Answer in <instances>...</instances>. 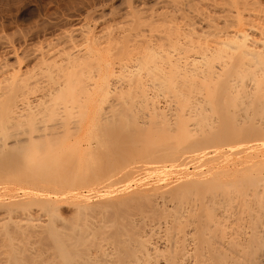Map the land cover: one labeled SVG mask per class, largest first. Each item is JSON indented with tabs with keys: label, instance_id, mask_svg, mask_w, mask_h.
<instances>
[{
	"label": "bare ground",
	"instance_id": "1",
	"mask_svg": "<svg viewBox=\"0 0 264 264\" xmlns=\"http://www.w3.org/2000/svg\"><path fill=\"white\" fill-rule=\"evenodd\" d=\"M126 5L99 29L85 19L22 58L13 52L17 65L0 61V171L30 155L36 166L48 157L42 169L70 163L66 150L78 170L134 155L156 163L154 154L174 169L153 163L118 190L106 177L83 188L61 161L69 188L41 211L1 216L6 246L18 247L0 264H264V0ZM25 58L34 63L22 69Z\"/></svg>",
	"mask_w": 264,
	"mask_h": 264
},
{
	"label": "rangeland",
	"instance_id": "2",
	"mask_svg": "<svg viewBox=\"0 0 264 264\" xmlns=\"http://www.w3.org/2000/svg\"><path fill=\"white\" fill-rule=\"evenodd\" d=\"M130 1L134 5V1L135 0H0V61H5L6 60L9 63H13V64L17 65V63L15 61L16 60V55L19 58H22L23 54H26L27 52L34 50L35 47L46 46L47 44H49L51 42H54L57 38H59L60 36L63 35L62 33H64L65 31H69L72 28L78 26L79 24L85 22V19H86L87 22H89L91 24V26H93V27L97 26L95 28L99 29L105 23H107L109 20H111V19L114 20V17H115V19L119 18V16L124 11V7L127 6L126 4H128V2L130 4H132ZM13 52H16L17 54L15 53L16 55L11 57ZM33 63L34 62H33L32 58H25V60L22 59L21 68L25 69L26 67H30L31 64H33ZM74 118L75 117L71 118V120H74ZM72 152H73V150L72 151H70V150L67 151L66 150L65 154L64 153L61 154V155H65L64 157L67 156L64 159H65V161L67 159H69L70 163H67V162L65 163L64 160H63V157L61 155H60L61 157L56 156V157H59V159L57 158L58 161L61 158L62 159L61 161H63L66 165L67 164L68 165L71 164V165H69V167L67 165V167H66L67 169L65 168L66 165H64V163H62L61 161L58 162L59 164H61V166L59 164H53V165H51L48 168L45 167V169L44 168L42 169L43 166H46V165H43V164H46L45 161H47L46 158H48L46 156H44L45 158L43 157V159L45 161L41 158L42 161H44V162L41 161L43 164H41V162H40L39 165L42 166V167L39 168L40 166L37 164V162H39L41 159L39 161L37 160V162L35 163L38 166L32 165V163L34 164V162L36 160L35 156H33L34 154H32V156H33V158L35 160H33V158L30 157L31 155L30 156H26V157H28V159L31 158L30 160H33L31 163L30 162L28 163V164L32 165V166L29 165V166H31V168L26 163L27 158L24 157L23 158L24 159L23 163L25 162L26 166H25V163H24L22 165L20 164L21 168H19V166H17V167H15L12 170L11 169L10 170L6 169V171L5 170L0 171V197H1V200L2 199H4L5 201H8V200L11 201L12 200L11 201L12 203L11 202L10 203H8V202L4 203L5 201L2 200L3 203H4V207L5 208L3 207V203L0 202V203H2V205H0V220L3 219L2 217L6 216L5 214H6L7 211L9 213L12 212V216L13 215L17 216L18 210L16 211V213H14L13 210L14 209L16 210V208H20V206L22 208V207H24V205H29V207L25 206L23 209H20L19 211L25 210V208H29L30 210H32L33 208L32 209L30 208L31 204H33L32 205L34 207L33 210H40L42 207H44V203L43 202H46V200L49 198V196H51L53 198H56V196L59 197L61 195L60 194L61 192H63L65 189L69 188L67 186H69L71 184V180H72L71 178L72 177H73L72 181H74V179L75 180L77 179L76 180L77 182H73L71 184V185H75V186H72V187H77V183H79V184L81 183L82 187L84 188V186L82 184V182L84 181V178H85V180L88 181V184L86 182H83V183H86L85 185L88 186V187H85V188H90V187H92V188L95 187L96 188V186L100 187L101 184L103 183V181H105V180H103V179H105L104 177H106L107 181H105L104 185H107V182H109V184L111 183L110 185L113 186V187L110 186V189L111 188L112 189L116 188L115 190H118L119 188H117L116 185L118 187H120V186L123 187V186L127 185L125 180L130 182L132 177L135 178L134 175H137V172L143 170L144 167H145V169H146V167L148 168V166H151V167H149V169H150V168H152L154 166L153 163H155V162H151V160H153V159H151V157H153V155H151V157H149L150 155L147 156V158H150L151 160L150 159L148 160L146 158L150 162V165H148L149 162L147 163V165H145L146 163H144V160H146V159H144V157H142L143 158L142 159L141 157L134 155V156H130V159H127V160L124 159L126 161L130 160V162H128V163L126 161L122 160V163L123 164L125 163L124 164L125 166L123 164L121 165V163H120L121 161L113 162L114 169L112 168L113 167L112 164H109L111 166H108V167H110L112 170L111 169H106V170H103V172L101 171L100 168H101V166H104V165L102 163H99V165H97L99 167V169L97 168L96 165H94V166L91 165L92 168H94V167L97 168V170H95V173H94V170L91 169V172H93V174H96V177H95V175H93L90 172V169H88V168H91V166L89 165L90 163L89 164L85 163V165H84V163H78V165H81V168H82V165L86 166L87 170L85 169V167L83 168V170L82 169L78 170L80 167H78V169H77V165H76L77 162L75 161L76 156H75V154H73V153H76V152H75V150H74L73 153ZM58 153L60 154L61 152H58ZM71 153L73 154V156H75L74 157L75 159L72 157ZM172 153H174V151L171 152V156L169 154V157H172L174 155V154L172 155ZM55 154L50 156V158L53 159V160H50V158L48 159V160L51 161V163H53L55 161V158H56L54 156ZM154 155H155L154 156L155 157L154 160L156 161L155 165L158 164L156 166L157 168L159 166L158 169H160L165 164H166L165 166L169 167V169H171V170L174 169V167H172L173 164H174L173 160H170L171 158H167L168 155L166 157H164V158H162V156H161L162 154L161 155L160 154H154ZM77 156H80V155H77ZM132 157H133L134 160L136 159V161L132 160ZM72 158L74 159L75 162L73 161ZM138 158H140V159H138ZM57 159H56V161H57ZM166 159H168V160H166ZM30 160H28V161H30ZM78 160H77L78 162H81L80 158ZM141 160H143V161L141 162ZM56 161H55V163H57ZM132 161H134V162H132ZM164 161H165V163H164ZM169 161H172V165H171V162H170V164H168ZM73 162L75 163L76 166H74ZM135 162H137V163H135ZM162 162H163V164H161ZM48 163L50 164L49 161H48ZM115 163L116 164L118 163V165L122 166V168L126 169V167H127V169H126L127 171L125 170L126 173L122 172L123 169L122 168L120 169V166L115 165ZM134 163L137 166V168L136 167L133 168V166H135ZM138 163H139V165H138ZM49 164H47V165H49ZM151 164H153V165H151ZM105 165H108V164H105ZM130 165H133V166L130 167ZM170 165H171V167H170ZM22 166L24 168L29 167L30 169L26 168V171H23L25 169H23ZM70 166H72L73 168L76 167V169H73V168L72 169L75 171V173L77 172L76 174H79V173L80 174L76 176V174H74V173L72 174V172H74V171H72V170H71L72 172L68 171L69 169H71ZM128 166L132 170L134 169V171L136 173L135 172H134L135 174L132 173V170ZM139 166H140V168H142L143 166L144 167H143V169H140ZM62 167L66 169L65 171H68L73 176L71 177V175L68 172H65L66 174H63L64 170H63ZM108 167L105 166L104 169L108 168ZM116 167L120 169V172H119V170H117ZM16 168H18L20 170L18 171V169H16ZM128 168L130 169L131 172L129 171ZM157 168L154 169V170H158ZM137 169H139V171H137ZM145 169L143 170V172L148 171V169H146V170ZM76 170H78L79 173ZM84 170H86V171H84ZM108 170H111L110 172L111 173L114 172V173L113 174L107 173ZM114 170H117L116 172H119L118 174L120 176ZM151 170L153 171V168L150 169V171ZM80 171H84V174H83L84 176L81 175L82 173ZM99 171H101L102 173L99 172ZM96 172H99V174H101V176L103 174V176L100 178V175L98 173H96ZM143 172H141V175H140V172H139L138 175H140V177L143 176V174H144ZM121 173H123V175ZM109 174L114 176L112 178L113 180L109 179V176H106V175H109ZM124 174H125V176H124ZM132 174H133V176H132ZM117 175L120 178H118ZM121 175L124 178H122ZM155 175H153V176H155ZM65 176H66V181H68V180L70 181V184L67 185V186H63L64 184H67V182H64L65 178L64 179L62 178V177H65ZM130 177H131V179H130ZM118 179L122 180V181H119ZM80 180L82 182H80ZM108 180H110V181H108ZM69 181H68V183H69ZM114 181H115V183L112 185V182H114ZM116 181L117 182H121V183L117 184ZM122 182H123V184H122ZM89 184H90V187H89ZM109 184L107 186H109ZM63 187H65V189ZM22 190H23V192H22ZM17 191L21 192V195L25 194L26 201H27V196H29L28 197V202H25V200H24L25 198L23 200H21L23 202L20 201L21 203L19 202V204H18L17 201L15 202V199H13V198H14V195L16 194ZM54 191L56 192V194H55ZM12 195H13V198H12ZM35 196H37L38 198H41V200H39ZM31 200H32V203L30 202ZM37 200H39V201H37ZM7 203L9 205H7ZM5 204L7 206H5ZM20 204H22V205H20ZM17 205H19V206H17ZM35 206H36V209H35ZM8 207H10V208H8ZM12 207H14V209ZM38 207H39V209H38ZM11 208H12V211H11ZM7 209H10V210H7ZM29 209H27V210H29ZM6 218H7V216H6ZM6 218L3 219L5 222H6ZM8 219L15 220V218L11 219V215H10V217H8ZM3 220L0 221L1 223H3V225L0 223V233L2 232L1 230H3L4 232H6V230H7L6 228H4L5 226H7V224L4 225L5 223L3 222ZM10 224H11V221L8 223V225H10ZM9 230L11 231V230H14V229L13 228L11 229V226H10ZM3 233L0 234L2 236V237L0 236V240H1V242H0V248H1L0 249L1 250L0 253H2V255H3L2 256L0 254V261H3V259L5 261V259H7L6 255H8V252H7L8 249L6 251L5 248H8L10 246V245L8 247L6 246L5 240L8 237V235H5V233L4 234ZM10 234H9V236L11 237ZM13 234L14 233H12V235ZM18 234H16V232H15L16 236ZM3 236H5L4 237L5 239H3ZM10 237H9V240H10ZM13 238H14V241H15V236L14 235H13ZM13 238L11 237V240ZM21 238L22 237H20V236L18 237L17 236V238H16L17 242L19 240V243H20ZM47 239L52 240V239H50L48 237L45 238V240H47ZM7 241H8V239H7ZM10 242H12V244H11L12 246H10L9 248L14 246L13 241H10ZM14 243H15V246H17L16 241ZM45 243H46V241H45ZM8 244H10V243H8ZM25 244H26V240H25ZM48 245H50V244L48 243ZM15 246L13 248H15ZM19 246H20V244H19ZM45 246L44 247L47 249L48 248L47 245H45ZM50 247L52 248V245ZM2 251H4V253H7V254L6 255L3 254Z\"/></svg>",
	"mask_w": 264,
	"mask_h": 264
}]
</instances>
